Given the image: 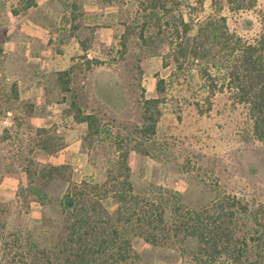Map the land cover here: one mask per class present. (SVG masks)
Listing matches in <instances>:
<instances>
[{
	"label": "rangeland",
	"instance_id": "1",
	"mask_svg": "<svg viewBox=\"0 0 264 264\" xmlns=\"http://www.w3.org/2000/svg\"><path fill=\"white\" fill-rule=\"evenodd\" d=\"M24 1L0 0L5 4L0 8V110L12 81L21 100L0 111V180L11 172L16 182L14 193L0 191V264H64L70 255L63 203L73 202L67 198L75 182L102 183L106 168L117 166L120 140L122 150L128 149L137 192L169 188L194 207L223 192L264 203V170L250 169L256 155H264V139L252 135L245 108L228 90L217 91L208 106V82L196 61L178 65L172 58L169 25L158 28L151 18L140 36L142 21L150 18L148 0H35L22 8ZM193 4L197 17L223 14L228 27L244 38L260 30L264 0L238 11L210 0ZM27 22L46 28L23 29L16 34L20 42L10 47L13 28L17 32ZM68 67L70 89L62 91L57 72ZM160 77L162 92L156 85ZM29 83L43 86L49 105L40 106L33 118L35 108L28 113L26 105L33 101L19 90ZM149 96L162 97L161 113L155 132L144 135L141 101ZM72 98L96 114V130L74 121ZM40 127L47 130L39 133ZM42 136L50 150L39 144ZM50 164L57 169L48 177ZM102 200L112 210L114 199ZM130 238V256L117 264L181 263L178 245H152L138 234Z\"/></svg>",
	"mask_w": 264,
	"mask_h": 264
},
{
	"label": "trees",
	"instance_id": "2",
	"mask_svg": "<svg viewBox=\"0 0 264 264\" xmlns=\"http://www.w3.org/2000/svg\"><path fill=\"white\" fill-rule=\"evenodd\" d=\"M203 1L148 0L150 18L142 21L139 34L144 38V29L151 18L158 28L162 24L169 25L172 58L178 65L196 61L200 74L208 82L205 96L208 106L212 104V95L228 90L245 108L252 135L264 139V13L260 16L258 34L244 38L228 27L223 14L207 13L197 17L192 10L193 3L202 5ZM210 3L219 8L226 3L230 10L238 11L254 7L256 0H210ZM34 4L35 0H25L22 8ZM4 5L0 2V8ZM181 6L188 10L183 12ZM71 71L68 67L57 72L62 91L70 89ZM164 82L163 77L157 80L158 91H164ZM20 101L17 82L12 81L4 97L6 104L0 111H9ZM161 101V96L142 98L145 121L139 130L142 134L155 132ZM196 104L201 112L206 111L198 102ZM26 105L31 113L33 102ZM69 110L74 121L85 122L88 129L93 126L97 129L96 114L83 111L75 98L70 100ZM37 130L41 133L47 129ZM122 143L120 140L117 166L106 168L102 183L82 179L69 190L73 202L63 203V207L68 214L65 248L70 257H65L64 264L125 261L130 256V237L135 234L152 245H178L180 264H264L263 202L223 192L194 207L169 188L160 186L152 192H137L130 179L128 149L122 150ZM39 144L43 149H51L43 136ZM256 156L257 159L250 162L253 172L258 167L264 170V155ZM55 169L56 165H48L46 175L50 177ZM25 170L30 174L28 167ZM107 196L115 201L112 210L102 202Z\"/></svg>",
	"mask_w": 264,
	"mask_h": 264
},
{
	"label": "crops",
	"instance_id": "3",
	"mask_svg": "<svg viewBox=\"0 0 264 264\" xmlns=\"http://www.w3.org/2000/svg\"><path fill=\"white\" fill-rule=\"evenodd\" d=\"M68 17L70 19L69 15H68ZM34 27L37 29H45L46 28V26H43L42 24L33 23V22H27L24 24L21 23L20 27H19L21 29L17 30V32L15 31L17 29V27H14L13 28V30H14L13 34L15 35V37H13L10 42H8L10 47L12 46L14 48L20 42V38L16 37V34L17 35L20 34L23 29H30L31 30ZM76 32H77V29H75V33H72V34L74 36H76ZM32 41H33L32 44L34 45L35 44L34 38L32 39ZM34 84L35 83H29L28 86L26 87V89L24 88L23 91H21V87H19L20 95L22 97L23 96L29 97L33 102H35V104H34V108H35L34 110L35 111L32 114L31 118L37 117L36 115L38 114V109L40 108V106H44L45 109L49 108V105H48L47 100H46V93H45V90L43 89V86L42 85L37 86V84L36 85H34ZM34 88H35V90H37L39 92L38 94H37V92H35ZM34 93H36V95ZM13 180H14V177L12 176L11 172L5 173V175L0 180V191H2V193L4 195L6 194L5 192H3L4 190H11L12 189L13 193H14V188L16 187V182H13Z\"/></svg>",
	"mask_w": 264,
	"mask_h": 264
},
{
	"label": "water",
	"instance_id": "4",
	"mask_svg": "<svg viewBox=\"0 0 264 264\" xmlns=\"http://www.w3.org/2000/svg\"><path fill=\"white\" fill-rule=\"evenodd\" d=\"M71 200H72V198H71V197H68V198H67V201H68V202H70Z\"/></svg>",
	"mask_w": 264,
	"mask_h": 264
}]
</instances>
